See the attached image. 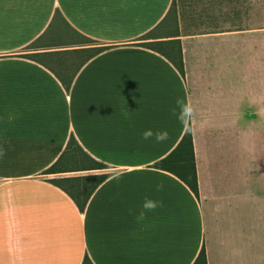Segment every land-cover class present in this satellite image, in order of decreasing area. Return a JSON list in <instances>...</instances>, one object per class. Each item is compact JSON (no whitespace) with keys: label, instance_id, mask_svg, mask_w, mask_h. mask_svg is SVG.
Segmentation results:
<instances>
[{"label":"crops","instance_id":"1","mask_svg":"<svg viewBox=\"0 0 264 264\" xmlns=\"http://www.w3.org/2000/svg\"><path fill=\"white\" fill-rule=\"evenodd\" d=\"M256 30L264 55V0H0V264H264V100L240 91ZM177 98L199 197L157 167L186 133Z\"/></svg>","mask_w":264,"mask_h":264},{"label":"trees","instance_id":"2","mask_svg":"<svg viewBox=\"0 0 264 264\" xmlns=\"http://www.w3.org/2000/svg\"><path fill=\"white\" fill-rule=\"evenodd\" d=\"M174 43L177 45V47L174 48L170 52L168 57L174 62V64L176 65L177 69L181 72V74L184 75L185 71H184V62H183L181 43L179 40L175 41ZM145 45L152 47L153 44L147 43ZM100 50L101 49L97 51H100ZM76 144H77L76 140L71 139L65 154L68 152L70 153L72 151H77V149L81 150V148H79L78 145ZM61 160H59L55 165H53L49 170H47V173L62 172L61 167H60ZM157 167L174 173L177 177H179V179H181L192 190V192L197 197H199V180H198V171H197L196 158H195L193 134H189L186 132L181 142L176 147V149L171 154H169L165 159L159 162L157 164ZM103 168H105L103 164L93 161V166L90 169H103ZM83 170H89V169H83ZM106 177H107L106 175H100L96 177L98 183L96 184L95 187H97L99 183L104 181ZM84 179H86V177L77 178L75 179V181L79 182V186H81L83 185L82 183ZM64 181L65 180L63 179H60V180L54 179L51 182L54 183L55 185L62 186L61 182H64ZM95 187H93V189L87 193L85 192L81 193V195L79 194L75 196L74 194H72V196L75 198V201L77 202L81 211L84 210L88 197L91 194V192L95 189ZM83 264H93V263L88 257H86ZM194 264H208L207 252L205 248H202Z\"/></svg>","mask_w":264,"mask_h":264},{"label":"rangeland","instance_id":"3","mask_svg":"<svg viewBox=\"0 0 264 264\" xmlns=\"http://www.w3.org/2000/svg\"><path fill=\"white\" fill-rule=\"evenodd\" d=\"M191 31H194V30H191ZM198 31H201V30H198ZM203 31H210V30H203ZM255 44H256V50H260L258 52H256L258 55H257V59L258 58H263L264 55H263V30H256L255 31ZM245 40H248V39H245ZM247 59V58H245ZM241 61V59H240ZM260 62L257 61V65L255 67V78H256V81H254L253 79V75L251 73V68L248 67V66H244L242 63L240 64V91L241 93L245 90V91H248L249 88L250 90L252 91V94L253 95V84L255 83V87H256V92H257V95H261L262 96V101L264 100V66L263 65H258ZM250 68V70H249ZM247 102L245 100H243L241 98V101H240V110L241 112H246L247 110V106H246ZM260 108H259V105L257 104V111H259ZM242 117V116H241ZM263 119L264 117L260 114H257L256 116V123L257 124H260V123H263ZM242 120V119H241ZM242 122V121H241ZM256 142H257V145H261L263 146V144H261V142L264 141V137H263V134H262V131L261 130H258V127L256 128ZM80 163V164H78ZM87 162L84 161V160H80V162L76 161L74 163H69L70 166H78V165H85Z\"/></svg>","mask_w":264,"mask_h":264},{"label":"clouds","instance_id":"4","mask_svg":"<svg viewBox=\"0 0 264 264\" xmlns=\"http://www.w3.org/2000/svg\"><path fill=\"white\" fill-rule=\"evenodd\" d=\"M176 105L179 108V112H177L175 109H173V114L177 116V119L185 126V131L189 134L195 133L194 126L189 125V121H192L193 117V108L190 103L186 102L184 99L177 98ZM194 121H192V124L194 125ZM153 135V132L151 130L145 131L143 133V138L145 140H148ZM157 141H162L167 139V132H157L155 134ZM3 150L0 149V157L3 156ZM158 187H162V185H159ZM162 206V202H157L154 200H145L142 204V210L139 212V214L136 216L137 222H142L145 217L146 213L148 211H153L157 207Z\"/></svg>","mask_w":264,"mask_h":264}]
</instances>
